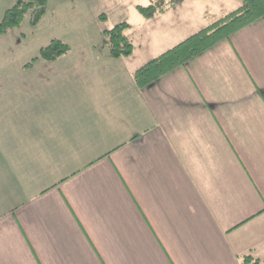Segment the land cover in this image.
I'll return each instance as SVG.
<instances>
[{
  "label": "crops",
  "instance_id": "1",
  "mask_svg": "<svg viewBox=\"0 0 264 264\" xmlns=\"http://www.w3.org/2000/svg\"><path fill=\"white\" fill-rule=\"evenodd\" d=\"M222 2L239 7L186 0L140 24L128 58L70 45L0 71V264L264 263V19L133 81Z\"/></svg>",
  "mask_w": 264,
  "mask_h": 264
},
{
  "label": "rangeland",
  "instance_id": "2",
  "mask_svg": "<svg viewBox=\"0 0 264 264\" xmlns=\"http://www.w3.org/2000/svg\"><path fill=\"white\" fill-rule=\"evenodd\" d=\"M18 1L0 0V21ZM155 1L157 0H93V3L91 1L92 4H89V0H48L47 12L38 25H33L32 15L29 12L20 27L7 33L0 32V71L4 68L23 67L34 58H38L40 50L55 39L72 45L73 50L78 53H87L91 50L107 52L109 49L106 45L105 31L124 22L132 28V31L129 29L128 34L135 33L133 38L137 43V36L141 29L139 28L140 24L145 26L150 23L153 26V22H147L148 19L139 13L137 7H147ZM231 1L238 3L237 5L240 7V1ZM222 3L229 10L237 9L234 4ZM196 6L205 8L202 3ZM159 16L160 19H164L161 18V15ZM160 19L157 20V27H159V22H163ZM199 28L187 32L194 34L200 30ZM162 31L163 28L159 27V31L155 35V42L157 49L166 50V38L161 33ZM75 60L74 56L69 67L75 64ZM34 62L37 61L34 60ZM44 62L39 60L36 66H42L41 63ZM1 79L0 75V83H2Z\"/></svg>",
  "mask_w": 264,
  "mask_h": 264
},
{
  "label": "trees",
  "instance_id": "3",
  "mask_svg": "<svg viewBox=\"0 0 264 264\" xmlns=\"http://www.w3.org/2000/svg\"><path fill=\"white\" fill-rule=\"evenodd\" d=\"M74 1V0H64ZM186 0H157L151 5L138 6L139 13L146 19L163 15L172 7ZM240 7L225 14L208 26L192 34L176 46L150 60L133 73L135 85L144 90L170 74L186 66L190 61L204 54L216 45L229 41L236 33L264 19V0H238ZM48 0H19L0 21V32L7 33L20 27L26 14L31 12L33 25H38L47 12ZM130 25L121 23L105 31L106 45L112 58H128L135 51V45L128 36ZM71 51L69 44L60 39L53 40L40 50L35 61L54 62ZM242 264H264L253 256H247Z\"/></svg>",
  "mask_w": 264,
  "mask_h": 264
}]
</instances>
